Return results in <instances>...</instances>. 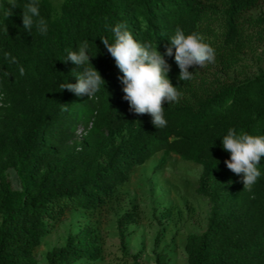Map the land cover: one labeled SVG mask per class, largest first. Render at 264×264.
Masks as SVG:
<instances>
[{
  "label": "trees",
  "instance_id": "1",
  "mask_svg": "<svg viewBox=\"0 0 264 264\" xmlns=\"http://www.w3.org/2000/svg\"><path fill=\"white\" fill-rule=\"evenodd\" d=\"M260 1L39 0L48 23L44 35L23 30L19 7L0 18V264H37L35 251L51 220L68 208L102 207L137 166L158 153L163 154L158 167L171 153L202 166L196 190L209 199L211 210L206 229L187 235L188 264H264V157L258 165L261 177L251 190L244 189L224 163L230 154L219 138L228 127L264 133V70L230 81L219 75L209 83L197 66H190L193 78L181 81L174 56H166L168 75L182 95L170 105L165 102L168 123L157 128L148 114L130 111L122 73L100 39L111 40L106 24L123 23L135 38L163 53L180 27L201 33L217 60L229 67L248 46L249 27L258 28L255 36L264 43V14L244 16ZM85 39L96 54L91 62L106 81L91 97L59 87L75 74L71 69L80 70L62 61L65 50H75ZM135 220V209L117 218L125 253V226ZM100 258L99 235L93 225H85L48 251L46 264ZM133 258L140 264L137 254ZM156 264H168L166 253H157Z\"/></svg>",
  "mask_w": 264,
  "mask_h": 264
},
{
  "label": "rangeland",
  "instance_id": "2",
  "mask_svg": "<svg viewBox=\"0 0 264 264\" xmlns=\"http://www.w3.org/2000/svg\"><path fill=\"white\" fill-rule=\"evenodd\" d=\"M58 1V0H56ZM264 14V0L245 13L247 18ZM258 28L249 27L253 36L238 63L226 67L217 60L197 66L200 74L212 82L221 75V81L252 77L264 70V43L255 36ZM163 154L158 153L145 164L137 166L129 180L121 185L114 198L93 211L68 208L59 220H51L50 232L35 251L37 264H46V254L65 244L69 234H76L85 225H93L99 235L102 258L95 262L76 264H156V255L164 252L168 264H188L185 251L190 233H201L207 227L211 203L197 193L202 166L171 153L163 166L158 167ZM18 186L16 176L11 175ZM128 209L136 210V220L125 226L126 253L122 249L117 218ZM160 233L159 242L156 243Z\"/></svg>",
  "mask_w": 264,
  "mask_h": 264
},
{
  "label": "clouds",
  "instance_id": "3",
  "mask_svg": "<svg viewBox=\"0 0 264 264\" xmlns=\"http://www.w3.org/2000/svg\"><path fill=\"white\" fill-rule=\"evenodd\" d=\"M17 7L22 9L23 30L29 33L35 30L41 35L48 32L47 20L40 13L39 0H26L23 5L19 0H5L0 3V18L12 15ZM105 28L111 32V40L106 36H100V39L122 73L119 79L123 83V98L128 102L130 111L138 115L148 114L155 127H165L168 123L165 102L170 105L182 95L179 86L174 85L168 75L171 65L165 57L174 56L180 69L178 79L187 81L194 75L193 71H189L190 66L203 67L206 62L214 61L215 48L201 33H186L180 27L168 37L169 44L163 53L152 42L135 38L123 23L106 24ZM65 51L62 61L72 62L80 70L73 68L69 71L75 73L69 76L75 77V82L68 77L67 81L59 84L62 90L91 97L106 86L105 79L91 62V57L96 54H92L87 39L80 41L75 50ZM11 60L15 62L16 57H11ZM18 70L20 74L24 73L22 66ZM219 138L222 148L230 154L224 161L226 167L240 177L244 189L251 190L262 175L258 165L264 157V133L251 134L243 129L228 127L226 134Z\"/></svg>",
  "mask_w": 264,
  "mask_h": 264
}]
</instances>
